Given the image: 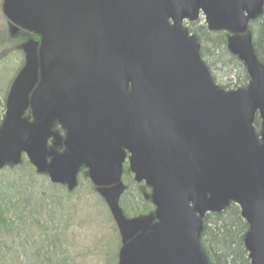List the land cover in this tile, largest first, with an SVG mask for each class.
<instances>
[{"label":"water","instance_id":"water-1","mask_svg":"<svg viewBox=\"0 0 264 264\" xmlns=\"http://www.w3.org/2000/svg\"><path fill=\"white\" fill-rule=\"evenodd\" d=\"M262 6L3 0L10 31L20 28L39 42L23 46L24 63L8 89L0 170L25 155L36 174L71 192L86 169L121 237L117 264H208L199 244L202 218L230 203L248 226L249 264H264V66L247 30ZM200 15L209 32L229 34L226 49L244 65L246 89L226 92L209 77L183 27ZM55 123L63 138L52 131ZM126 155L133 181L150 190L154 212L147 218L126 220L118 208Z\"/></svg>","mask_w":264,"mask_h":264},{"label":"rangeland","instance_id":"rangeland-1","mask_svg":"<svg viewBox=\"0 0 264 264\" xmlns=\"http://www.w3.org/2000/svg\"><path fill=\"white\" fill-rule=\"evenodd\" d=\"M2 1L0 0V29L7 20L1 11ZM7 23L9 27L14 26L11 22ZM20 30L17 29L18 32ZM34 59L37 60V52L34 53ZM21 65L22 56L17 52H13L6 62L0 63V93L14 79ZM37 76L39 79V74ZM211 77L219 88L228 87L225 90L220 88L223 91H234L233 86L243 82V78L237 76L236 80L232 81L233 74L230 69L224 68L221 62L214 65ZM23 117L30 120V111L27 110ZM256 118L261 124L258 115H255L253 122ZM52 131L63 138L64 131L61 127L56 126ZM260 132L259 127L256 134L259 136ZM52 143L53 139L49 144L50 149L53 148ZM55 151L62 153L63 147H57ZM121 176L119 208L128 215L127 219H136L138 216L133 213L141 212L143 205L147 204L149 212L139 214L138 219L147 218L153 213L150 193L141 185L133 183V175L127 162L123 164ZM26 182L33 194V203L37 206L32 215L34 228L30 226L28 230L21 229L15 239L4 243L1 248H36L39 257L50 259L53 263L65 261V264H117L121 237L104 200L99 192L91 187L86 172H79L77 187L71 194H67L64 187L52 186L43 175H34L32 180ZM126 209L132 212L127 214ZM25 254H31L30 250ZM14 264L31 263H21L17 260Z\"/></svg>","mask_w":264,"mask_h":264},{"label":"trees","instance_id":"trees-1","mask_svg":"<svg viewBox=\"0 0 264 264\" xmlns=\"http://www.w3.org/2000/svg\"><path fill=\"white\" fill-rule=\"evenodd\" d=\"M187 31L195 37L199 45L200 57L206 65L210 77L214 65L221 62V65L230 69V73L233 74L232 81L236 80V76L243 78V82L234 85L233 89L247 87L249 79L244 66L226 49V33L208 32L201 20L197 24H189ZM248 31L251 35L253 51L264 66V1L261 16L256 21L253 20L249 23ZM30 40L36 41L37 37L22 31L12 33L7 21H4L0 29V63L6 62L13 52L22 56L23 63L25 57L23 46ZM211 79L214 82V78L211 77ZM8 88L9 84L0 93V126L4 119V102ZM220 88L225 90L228 87ZM253 127L258 132L260 122L257 118ZM34 175L36 174L33 169L23 158L19 165L7 166L0 171V262L2 264H14L17 260L21 263L31 264H65V261L53 263L50 259L39 257L36 248H1L4 243L7 244L15 239L21 229L28 230L30 226L33 227L32 215L37 206L33 203L34 197L26 181L32 180ZM143 189L146 190L144 187ZM38 199L40 201L39 197ZM131 212L132 210L126 209L127 214ZM145 212H149L147 204L143 205L141 212L133 213V215L136 214L140 217ZM124 217L128 218V215L124 214ZM247 231V224L241 219L239 209L233 204H229L221 213L206 214L202 219L199 244L207 263L249 264L243 246V239ZM28 249L31 254L26 255L25 252L27 253Z\"/></svg>","mask_w":264,"mask_h":264},{"label":"flooded vegetation","instance_id":"flooded-vegetation-1","mask_svg":"<svg viewBox=\"0 0 264 264\" xmlns=\"http://www.w3.org/2000/svg\"><path fill=\"white\" fill-rule=\"evenodd\" d=\"M56 126L59 128V126H58V125H55V127H54L55 129H56ZM49 143H50V141H49Z\"/></svg>","mask_w":264,"mask_h":264}]
</instances>
